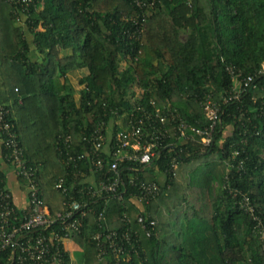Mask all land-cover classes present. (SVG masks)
<instances>
[{"label": "trees", "instance_id": "1", "mask_svg": "<svg viewBox=\"0 0 264 264\" xmlns=\"http://www.w3.org/2000/svg\"><path fill=\"white\" fill-rule=\"evenodd\" d=\"M140 1L135 6L132 0H33L24 14L0 0V103L9 112L24 159L39 170L41 197L54 213L73 190L89 185L78 172L94 184L102 178L87 161L76 168L62 165L58 148L64 136L72 137L70 154L82 153L87 148L82 136L99 122L110 125L114 134L131 114L152 111L151 101L170 104L186 123L202 127L207 120L199 100L209 94L222 111L213 145L166 139L148 167L133 172L127 169L136 164L120 162L123 182L131 177L155 182L160 194L142 212L126 197L111 199L105 207L107 227L121 230V213L128 206L130 227L138 237L136 254L130 252L123 264H264V0ZM143 17L137 39L136 23ZM183 33L185 42L180 41ZM31 47L41 60L31 56ZM228 67L241 76L261 72L256 90L221 104L220 97L234 85ZM75 70L87 71L77 100L66 79ZM6 154L0 146L2 162L10 167ZM172 157L178 171L168 181L164 172ZM58 177L66 186L75 183L66 196L53 190ZM0 191L10 194L2 169ZM241 196L261 226L240 208ZM106 200L93 206L96 213ZM15 214L21 217L22 211L15 209ZM91 215L73 237L80 262L114 264L110 253L98 261L87 241L97 230ZM141 215L155 222L149 237L136 223ZM9 261L3 253L0 264ZM70 263L64 252L63 264Z\"/></svg>", "mask_w": 264, "mask_h": 264}, {"label": "built area", "instance_id": "2", "mask_svg": "<svg viewBox=\"0 0 264 264\" xmlns=\"http://www.w3.org/2000/svg\"><path fill=\"white\" fill-rule=\"evenodd\" d=\"M135 6H140V0H132ZM15 4L20 13L27 14L33 0H6ZM145 21L136 23V38L143 32L142 25ZM139 25V27H138ZM228 74L234 85L226 96H221V104L237 100L242 93L248 90H256V75L241 76L240 71L228 67ZM16 91V90H15ZM152 111L141 110L140 117L133 114L126 119L125 126L121 130L112 133L110 125L99 122L88 134L82 136V141L87 145L84 152L70 154L68 149L72 145L71 135H66L61 140L58 153L63 155L62 165L73 168L82 161H87L94 171L102 174L98 183L84 173L78 172L85 177L86 183L79 190H73L75 183L66 186L65 179L58 177L53 183V190L63 196L69 191L75 193L68 197V202H63L62 209L50 212L48 205L41 197L39 172L36 166H31L24 159V151L21 147L12 123L9 121V112L0 103V146L7 152L6 159L14 173L16 180H21L27 194V207L22 211V216L15 214L13 205H10L11 195L0 191V257L3 253L9 255V263L20 264H63V254H70L67 245L74 242V235H79L83 229V223L93 213L97 230L94 231L87 241L94 246L98 261H103L104 256L110 253L114 258V264L128 263L130 252L136 254L135 245L138 232L132 229L131 220L128 217V206H124L121 213L120 226L122 229H109L106 219V205L111 199L122 202L126 197L131 201V206L140 210L156 199L160 194V185L155 182H145L137 177H131L123 182L120 177L119 163L122 161L136 164L137 167H129L130 171L136 172L148 167L157 156L159 149H164L166 139H173L181 145L196 143L202 148H208L214 143L213 133L221 119L220 104L207 94L199 100V105L207 120L202 127L192 126L186 123L180 114L170 104L165 103L157 106L150 102ZM121 122V121H120ZM120 122H116L117 124ZM167 145H173L171 143ZM175 148V147H174ZM181 151V150H179ZM102 155L107 159L102 158ZM237 152L232 153L235 158ZM126 169V168H124ZM178 171V160L172 157L167 165L164 175L168 181L174 180ZM164 180V178H163ZM132 187L134 192L127 193L126 187ZM101 199L104 206L96 211L93 206ZM240 208L248 213L252 220L258 221L254 216V210L246 197L239 201ZM93 216V215H91ZM136 223L145 232L147 237L151 236L155 222L148 219V215H142L136 219ZM261 226V222L258 221ZM131 228V229H130ZM263 230L258 231L261 234ZM262 240V239H261ZM263 241V240H262Z\"/></svg>", "mask_w": 264, "mask_h": 264}, {"label": "crops", "instance_id": "3", "mask_svg": "<svg viewBox=\"0 0 264 264\" xmlns=\"http://www.w3.org/2000/svg\"><path fill=\"white\" fill-rule=\"evenodd\" d=\"M17 27H21V25H16ZM186 34L183 33L180 36V41L185 42L186 41ZM27 40L30 42V38L27 37ZM31 56L35 57L37 60H41L39 55H35V52L33 51V47H31ZM63 55L62 52H60L59 56L61 57ZM87 74L86 70H75V71H70L67 73L66 75V79H67V83L70 85V87L74 90V99L77 100L78 99V90L80 89L78 86L79 85V81L82 77H84ZM59 83L60 84H65L63 79H59ZM79 88V89H78ZM0 169H2L7 177V186L9 189V192L12 196L11 200H12V204L14 205L15 209L19 210V211H23L26 209L27 207V194H26V190H25V186L24 184H21L20 182H18L14 176V173L11 169V167L7 166L6 164H4L2 162V159L0 157ZM161 180V179H160ZM68 249H69V255L71 258V263L70 264H76V260L74 259V257H72V252L71 250L75 251H80L77 244L75 242L69 243L67 245Z\"/></svg>", "mask_w": 264, "mask_h": 264}, {"label": "rangeland", "instance_id": "4", "mask_svg": "<svg viewBox=\"0 0 264 264\" xmlns=\"http://www.w3.org/2000/svg\"><path fill=\"white\" fill-rule=\"evenodd\" d=\"M16 25H20V23L18 22ZM122 66H124L125 64H124V62H121L120 63ZM79 88H80V86H78ZM78 88V89H79ZM227 133V129L225 130V132H224V134H226ZM48 183V182H47ZM47 185V184H46ZM49 188L48 187H46V191L48 190ZM46 191H44V194L46 193ZM71 252H72V257H74V259L76 260V264H81V262H80V260H81V255H80V252L79 251H77V250H71Z\"/></svg>", "mask_w": 264, "mask_h": 264}]
</instances>
